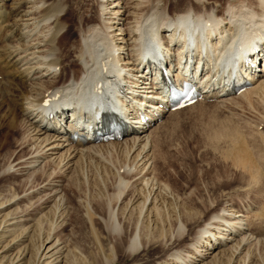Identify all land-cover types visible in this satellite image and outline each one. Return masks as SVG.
Instances as JSON below:
<instances>
[{
  "label": "bare ground",
  "instance_id": "obj_1",
  "mask_svg": "<svg viewBox=\"0 0 264 264\" xmlns=\"http://www.w3.org/2000/svg\"><path fill=\"white\" fill-rule=\"evenodd\" d=\"M93 2L91 7L82 0H0V148L12 139L4 171L26 181L22 190L0 201L4 237L21 231L4 249L23 244L29 231L38 229L35 255L43 259L41 263L44 259L59 263L63 253L57 237H40L45 212H57L62 202L61 184L52 166L66 175L79 161L99 157L100 149L108 147L107 154L123 157L113 196L122 197V187L128 184L124 178H131L132 195L122 211L138 203L140 213L151 223L153 212L171 194L168 183L156 177L159 158L152 137L162 119L179 110H168L163 85L144 74V57L165 58L174 83L199 75L201 84L212 88L203 99L217 100L219 105L264 94L260 70L257 79L238 95L226 93L225 85L220 89V83L232 79L234 67L242 65L246 56L253 60L264 52V0ZM99 109L129 121L120 139L108 141L102 133L101 140L90 136L83 140L86 133L79 126L86 123L100 129L97 121L86 122ZM75 131L80 141L72 140ZM222 132L229 135L228 129ZM230 136L234 141L239 138L234 130ZM232 146L227 150L230 166L253 182L252 187L259 185L264 175L257 155L244 143ZM22 199L28 205H21ZM33 206L36 209L31 211ZM233 210L226 207L206 220L198 219L190 245L193 253L174 255L171 264H205L207 258L223 253L235 261L243 255V264H248L250 248L262 232L257 222L264 221V202L244 214ZM108 221L113 230L118 229L113 210H108ZM137 226L128 239L129 250L138 246ZM26 253L23 247L17 254L24 257ZM20 257L10 264L19 263Z\"/></svg>",
  "mask_w": 264,
  "mask_h": 264
},
{
  "label": "rangeland",
  "instance_id": "obj_2",
  "mask_svg": "<svg viewBox=\"0 0 264 264\" xmlns=\"http://www.w3.org/2000/svg\"><path fill=\"white\" fill-rule=\"evenodd\" d=\"M82 1L91 7L94 4L93 0ZM6 2L8 5L11 3ZM262 96L238 98L220 105L217 100L207 99L177 113L167 114L162 119V125L152 137L154 153L159 158L156 177L168 183L171 194L165 204L159 206L160 210L153 212L156 216L152 223L146 220L144 212L140 213L138 203L132 206L133 209L128 205L129 212L127 209L122 211L127 205L124 202L132 195L131 178H124L128 184L126 188L122 187V197L113 196L117 191L116 173L123 157L111 152L107 154L108 147L100 149L105 153L99 150L102 152L98 153L99 157L79 161L73 173L66 174L68 177L58 173L57 165L52 166L61 184L62 202L57 212L45 210L40 237H57L63 247L62 260L56 263L44 259L41 263L43 259L37 258L38 229L30 230L23 244L4 249L8 242L11 244L18 238L21 231L16 229L12 235L4 237L0 222V264L14 263L23 247L27 253L17 264H171L174 255L193 253L190 245L198 229L195 226L198 219L206 220L226 207L244 214L258 209L264 202V179L252 187L253 182L247 181L230 166L231 157L228 155L231 144L235 147L244 143L255 157L257 155L260 171L264 173V94ZM221 128L228 129L229 135L224 134ZM232 130L240 139L234 141L231 138ZM2 133L0 129V138ZM12 143L9 139L7 145L0 148V201L18 192L19 188L22 190L26 184L22 178L4 171L11 158L9 150L13 149ZM100 155L101 158L104 156V161H100ZM21 205H28L27 201L22 199ZM35 209L31 207V211ZM108 210L116 214L117 230L107 222ZM258 222L257 228L262 232L256 237L259 242L250 248L248 264H264V221ZM136 226L139 243L137 248L129 250L128 239ZM204 261L205 264H243V255L237 262L228 253Z\"/></svg>",
  "mask_w": 264,
  "mask_h": 264
}]
</instances>
